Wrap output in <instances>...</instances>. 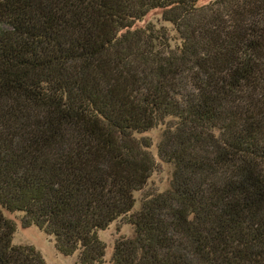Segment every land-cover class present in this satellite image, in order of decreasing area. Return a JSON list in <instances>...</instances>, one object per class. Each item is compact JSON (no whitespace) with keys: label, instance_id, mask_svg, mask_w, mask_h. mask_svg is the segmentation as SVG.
<instances>
[{"label":"trees","instance_id":"1","mask_svg":"<svg viewBox=\"0 0 264 264\" xmlns=\"http://www.w3.org/2000/svg\"><path fill=\"white\" fill-rule=\"evenodd\" d=\"M202 1L0 0V264H46L4 211L78 264L122 218L111 264H264V0Z\"/></svg>","mask_w":264,"mask_h":264},{"label":"rangeland","instance_id":"2","mask_svg":"<svg viewBox=\"0 0 264 264\" xmlns=\"http://www.w3.org/2000/svg\"><path fill=\"white\" fill-rule=\"evenodd\" d=\"M212 1L215 0H203L199 5H206ZM147 25L165 28L170 32V36L173 38V44L175 43L174 40H177L173 26L163 20L161 10L152 11L135 27L143 28ZM166 127L167 124L144 135L151 142V153L154 155L157 165L156 170L152 173L146 186L135 194L137 203L131 214L138 212L141 208L142 200L144 201L151 195L163 193L170 189L172 185L174 166L164 162L160 158L158 152V146L163 138ZM138 137H143V134ZM4 214L16 225V232L13 236L14 246L33 247L41 254L46 264H78L77 254L66 257L57 251L55 244L50 237L41 233V231L35 227L25 228L23 226V215L21 213L4 211ZM132 236H134V228L128 224L127 218L115 221L106 230L100 232L99 237L106 245V258L104 264H111L116 241L120 238H131Z\"/></svg>","mask_w":264,"mask_h":264}]
</instances>
